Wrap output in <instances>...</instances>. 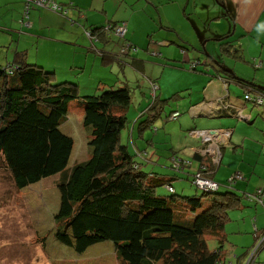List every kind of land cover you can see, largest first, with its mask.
I'll list each match as a JSON object with an SVG mask.
<instances>
[{
    "label": "trees",
    "instance_id": "16d2710c",
    "mask_svg": "<svg viewBox=\"0 0 264 264\" xmlns=\"http://www.w3.org/2000/svg\"><path fill=\"white\" fill-rule=\"evenodd\" d=\"M23 1L25 10L19 20L21 24H26L33 5L63 14H66L63 10L70 7L54 0H44L50 3L48 7L38 6L34 0ZM121 23L126 26L124 21ZM118 25L121 24L110 21L83 32L94 49L93 42L102 35L114 34ZM125 35L123 38L113 35L120 43L119 48L111 56L101 54L103 60L120 61L127 51L136 49ZM231 35L229 32L216 39L219 50L221 54L240 58L235 52L238 50L227 41ZM23 55H17L13 63L0 65V163L9 172L17 190L59 175L54 238L78 254L98 243L111 242L120 264H225L221 245L225 241L224 225L232 202L225 197L229 192H221L220 186L231 190L232 183L217 182L216 190H200L201 196L177 193L162 174L145 167L152 161L140 155L138 149L131 151L122 143L121 133L128 123L125 110L131 103L126 86L82 96L74 82H52L50 71L25 62ZM225 72L223 74L243 86L251 84L235 78L231 71ZM221 76L218 78L227 84L226 78ZM245 90L264 97V91L259 89ZM73 101L84 105L82 124L88 132L89 156L67 173L65 168L74 140L61 131V125ZM156 107V99L152 98L146 109ZM222 112L217 111L215 115ZM185 161L189 166L175 169L171 161L170 167L175 175H184L192 184L196 171H205L209 178L216 169L197 153ZM194 164L196 166L192 167ZM169 186L172 191L167 189ZM158 187H163L164 193L160 194ZM205 195L212 196L206 204L202 198ZM185 210L196 212L186 217ZM208 237L218 242V247L210 250ZM263 246L264 243L250 259L253 247L247 248L243 256L238 257V264L254 263Z\"/></svg>",
    "mask_w": 264,
    "mask_h": 264
},
{
    "label": "rangeland",
    "instance_id": "374dc122",
    "mask_svg": "<svg viewBox=\"0 0 264 264\" xmlns=\"http://www.w3.org/2000/svg\"><path fill=\"white\" fill-rule=\"evenodd\" d=\"M141 1H144L146 9L143 7L138 9L128 23L124 22L126 28L128 25L127 35L136 44V49H130V52H134L135 55L137 53L139 59L143 61L142 71H136L129 65L120 70V66L115 62L111 64L113 70L109 65L104 72L99 71L100 65L96 64L97 66L91 71L93 73L91 77L88 72L84 75L89 80V84L95 77L100 76L107 86L113 85V81L118 78L116 87L127 85L131 89L134 88L131 90L132 102L126 111L128 129L140 114L145 112L152 114L154 111L146 107L152 101L151 87L156 84L155 93L159 96H154L153 99H156V105H160L156 109L160 110L159 115L155 117L150 128H146L140 134L142 137L134 130L131 139L127 131H123L121 140L131 151L138 149V153L147 159L149 156L145 152L149 153L151 150L160 159L153 164H146V168L150 165L153 172L175 175V171L170 167L171 157L181 158L182 153L178 149H184L186 152L189 146L196 147L201 143L199 137L190 134L191 128L195 127L197 121L206 123L205 129L233 125L236 121L235 117H220L222 113L212 117L191 114L192 107L188 106V103L201 106L215 96L219 97L218 95L223 93V88L225 90L226 83L220 78L211 77L215 72L214 68L220 67L218 64L221 65L222 62L223 69H236L235 78L250 81L254 73H258V69L253 65L260 61L249 57L248 61L251 65H248L221 54L216 40L220 36V31L214 29L216 24L208 22L206 12L197 11L191 14L189 9L182 8L176 0H155L158 2L155 6L149 0ZM213 1L216 5L213 8L220 12L222 6L218 5L216 0ZM121 22L118 23L122 24ZM225 22L230 23L228 19L222 18L217 24L222 25ZM16 24L21 23L17 21ZM149 32L153 33L149 34ZM203 37L206 41L202 40ZM0 40L11 47L8 53L6 47H0V65L4 66L7 65L6 58H11L12 47L14 48L17 42L10 41L9 36L6 35L0 37ZM91 64L89 61L90 69H92ZM79 80L81 83L86 82L83 75ZM88 88L89 86L84 89L79 88V94L82 96L92 94L94 91ZM228 90L229 102L235 107L246 108L247 113L252 111L254 114L261 108L250 102H244L243 89L231 81L228 83ZM165 98L164 101L160 100ZM198 100L199 102H196ZM83 106L79 101L71 102L64 123L61 125V131L69 134L74 140L73 151L65 168L67 173L75 164L86 160L89 156L88 132L82 124ZM174 110L179 116L176 119L168 118L167 116ZM257 117H260L259 114ZM206 144L208 149L214 146L210 142ZM142 150L143 153L140 152ZM236 152L228 154L222 167L218 166L219 169L217 168L213 175L217 177L216 179H222L228 174L224 177L225 182H230L232 179L231 183L239 186L241 192H244L242 203L244 201L249 204L246 206L239 203L236 209L231 207L227 211L228 219L224 225L225 241L221 245L225 264H238V257L244 253L245 247L252 248L254 238L256 235L260 236L264 228V183H260L264 166V142L258 146L256 157L247 155L241 147H238ZM209 156L210 152H207L205 158L210 160ZM250 169L252 176L249 178L247 172ZM198 173L199 176L206 177L204 173ZM58 179L59 175L55 174L17 190L9 172L3 163H0V264H120L115 257L111 242L98 243L84 253L78 254L54 238L53 216L59 206V192L56 187ZM173 187L177 193L183 191L190 192L191 195H202L200 189H196L191 180L181 174H177ZM220 187V189H228ZM158 188L160 194L164 193L163 187ZM258 189L263 193L260 202L253 198ZM202 198L206 204L212 196L205 195ZM183 212L187 213L186 217H191L196 211ZM239 228L247 230L251 228V232L254 231L253 235L251 233L252 242L247 236L238 233ZM218 245L219 243L212 237L207 238V246L210 250ZM260 253L264 256V247L258 254Z\"/></svg>",
    "mask_w": 264,
    "mask_h": 264
},
{
    "label": "crops",
    "instance_id": "0c3cea01",
    "mask_svg": "<svg viewBox=\"0 0 264 264\" xmlns=\"http://www.w3.org/2000/svg\"><path fill=\"white\" fill-rule=\"evenodd\" d=\"M56 3L61 5H70L67 10H63L66 14L55 13L49 9L40 8L35 5L31 6L29 9L28 17L25 19L26 24L17 25V21L23 18L24 13V1L23 0H0V37L3 35L9 36L10 41H16L17 45L12 47V56L8 59L6 58V63H13L14 59L19 54H24V61L30 64H37L43 69L50 71L52 82H74L78 91L79 88H86L89 86L90 91H94L92 94H98L105 89H114L118 85L116 80L113 81V85L107 86L100 76H97L89 84V80L85 77V72H88L90 77L92 76V70L96 64L99 66V71L104 72L107 67L113 63H117L120 66V70L125 69L127 65L136 71H142L143 61L139 59V56L134 54V52L127 51V55L121 58L120 61H106L103 60L101 54H107L111 56L117 52L119 48V42L116 41L114 34H105V36H100L97 41L93 42L94 49L91 48L90 40L84 35L85 29L100 27L106 22H120L126 21L128 23L129 19L134 15L135 12L140 8L146 9L144 7L145 3L141 0H54ZM151 3L157 4L155 0H149ZM179 2L180 6L185 9H189L191 14L195 12H206L208 14V22L216 24L214 27L215 30L220 31V36L231 33L232 35L228 38V42L231 43L236 55L238 54L240 58L236 56V59L228 56L236 62H241L244 64L251 65L248 61L249 57L255 58L260 61L261 66L255 69H258V73H254V77L248 81L251 84L243 86L235 82L233 77H229L228 74H223L225 68L222 70L220 67H216L212 78L221 77L226 78L227 88H223V93L218 95L219 97H226L229 102L230 92L228 90L229 81L233 82L235 85L243 89L258 90L257 86L264 87V0H216L218 5L222 6L221 11H217L213 7L216 6L213 0H176ZM179 4H177L179 6ZM24 5V6H22ZM126 15H129L127 17ZM228 19L229 22H225L222 25L217 24L219 19ZM20 22V21H19ZM128 28V25H127ZM126 28V30H127ZM125 37L134 44L132 40L127 35L128 31L125 32ZM153 32H149L151 34ZM219 36V37H220ZM218 39V38H217ZM203 41L205 37L202 38ZM0 47H6L7 53L10 51L9 46L6 45V42L0 40ZM91 48V49H89ZM89 61L92 63V69L89 67ZM4 63V62H2ZM222 65V62H220ZM257 63V62H256ZM113 70V65L110 68ZM228 71H235V68H230ZM84 77L86 80L85 83L80 82V78ZM217 75V76H216ZM225 83V82H224ZM131 94L132 102V91L133 89L129 88ZM160 86H158L159 88ZM98 90V92H97ZM213 91V90H212ZM217 93V92H216ZM86 95V94H84ZM90 95V94H88ZM178 95V94H175ZM159 95L156 94V97ZM216 96L212 100H208L203 103L201 106H197L193 103H188V106H191L192 116H210L215 115L217 111H223L220 117H235L236 121L233 125L222 126V127H210L209 129H229L230 136L226 140H223L221 143V159L219 167H222V163L225 161L226 157L230 153H237L238 147H241L245 150L247 155H258L257 150L258 146H261L264 142V100L261 105H259L258 112L247 113L246 108H239L241 117H237L234 112V105L232 109L229 110H219L214 104ZM264 99V97H263ZM158 100V99H157ZM160 100H166L160 99ZM244 101V100H243ZM196 102H199L196 101ZM245 102V101H244ZM71 103V102H70ZM69 103V104H70ZM256 106V105H255ZM157 107H160L157 104ZM154 109L152 114L147 115L146 113L137 117L131 127L125 129L129 134V138L134 134V130L139 134L145 131L146 128H150L151 123L155 120V117L159 115L160 110ZM128 108V107H127ZM127 109L125 110L126 114ZM149 113V112H148ZM172 113H178L177 111H172L167 117L171 116ZM225 113V114H223ZM206 114V115H202ZM259 114L260 117H257ZM145 115V116H144ZM179 116V113L177 117ZM127 117V114H126ZM176 117V118H177ZM154 118V119H153ZM175 118V119H176ZM83 119V118H82ZM171 119V118H170ZM128 120V119H127ZM207 126L206 123L202 121H197L194 128H191L190 131L205 129ZM200 128V129H197ZM190 129V128H189ZM69 135V134H67ZM70 136V135H69ZM192 136V135H191ZM142 137V135L140 136ZM194 137V136H193ZM255 137V138H252ZM133 141V140H132ZM134 143V142H133ZM148 144V142H147ZM200 143L198 146H189L186 149H178L180 151V156L182 159H191L193 156L194 150L200 148ZM129 148V147H128ZM73 151V150H72ZM142 153L144 150L141 151ZM149 157V160L155 163L158 157L151 152H145ZM255 153V154H254ZM72 154V152H71ZM179 158V157H178ZM152 163V164H153ZM194 167L196 164L193 165ZM216 167V169L219 167ZM254 165H252L253 167ZM153 170L152 167L147 166V168ZM215 169V171H216ZM245 169V167H244ZM252 169L247 172L248 177L252 176ZM208 176L211 180H215L218 183H225L224 177L222 179H216L217 177ZM262 172V178L260 183H264V166ZM164 173V172H163ZM164 180H168L172 186L173 181L177 178V175H168L166 173L162 174ZM207 177V176H206ZM246 177V175H245ZM179 178V177H178ZM186 178V177H185ZM232 189L226 190L224 188L220 189L221 192H229L227 199L229 202H232V208L235 209L238 207L239 203H242V198L244 192H241L239 186L231 184ZM175 189V187H173ZM176 191V189H175ZM247 191V189H245ZM177 192V191H176ZM182 195H191L190 192L181 191ZM261 201V200H260ZM264 203V201H263ZM244 205L248 206L246 202L243 201ZM257 204V203H256ZM255 206V204H253ZM185 207H182L184 209ZM257 226V225H256ZM258 228V227H257ZM259 229V228H258ZM251 228L247 229H238V233L243 234L249 238V241L252 242L253 232ZM256 232V231H255ZM247 233L249 235H247ZM257 236V235H256ZM254 238V236H253ZM255 239V238H254ZM250 245V244H249ZM248 245V246H249ZM264 247V246H263ZM262 247V248H263ZM247 249V247H245ZM249 248V247H248ZM261 251V250H260ZM259 251V252H260ZM245 253V251H244ZM243 256V254H240ZM258 254L256 261L252 264H264V256ZM241 257V256H240Z\"/></svg>",
    "mask_w": 264,
    "mask_h": 264
},
{
    "label": "built area",
    "instance_id": "2783aa9c",
    "mask_svg": "<svg viewBox=\"0 0 264 264\" xmlns=\"http://www.w3.org/2000/svg\"><path fill=\"white\" fill-rule=\"evenodd\" d=\"M34 2L41 7H48L50 5V3L44 0H34ZM53 8L55 9L56 6L53 5ZM126 32V26L123 24L116 26L114 34L116 36H118L119 38H123L124 34ZM125 49H127L125 47ZM255 68L260 67L261 64L260 62L254 63L253 65ZM225 88H227V86L225 85ZM151 96L152 98L155 96V91H156V86L154 85L153 87H151ZM243 100L245 102H250L253 105L259 106L263 103V95H259L258 93H252V92H248L245 91L244 95H243ZM214 104L216 105L217 109H221V110H229L233 108V105H230L226 99V97H217L215 98V102ZM237 117H241V113H240V109L237 107H234V112H233ZM178 113H172L171 116H169L171 119H175L177 117ZM190 134L194 137H199L201 139V145L200 148L194 150V153L199 154L202 158H205V155H207V152H210V160H208L209 163H211L214 166H218L220 163V159H221V143L223 140H226L227 138H229L230 136V130L229 129H200V130H194V131H190ZM210 142L212 145L211 148H207L208 144L205 145V143ZM176 157L172 156L171 157V161L173 166L175 167V169H177L178 167L180 168L182 166V168L184 166H189V162L185 161V159L181 160V158H178L177 160L175 159ZM206 159V158H205ZM198 172H202L205 174L206 176V172L203 170H199L196 171L193 174L192 177V182L193 184L200 190L203 191H207V192H212L214 190H216L219 187V184L207 177L204 176H199L200 174ZM233 180L231 179L230 182H232ZM169 191H172L173 189L169 186V188H167ZM263 193L262 190L258 189L254 195L253 198H255L256 200H258L257 202H260L261 197H262ZM250 197V196H248ZM264 243V230L262 231V233L260 234V236H256L255 237V245L252 248V252H250V257L249 259L254 255L256 249L262 244Z\"/></svg>",
    "mask_w": 264,
    "mask_h": 264
},
{
    "label": "water",
    "instance_id": "95a60500",
    "mask_svg": "<svg viewBox=\"0 0 264 264\" xmlns=\"http://www.w3.org/2000/svg\"><path fill=\"white\" fill-rule=\"evenodd\" d=\"M223 69V68H222ZM225 71L229 72L227 69H224ZM257 88L261 91H264V87L263 86H257Z\"/></svg>",
    "mask_w": 264,
    "mask_h": 264
}]
</instances>
